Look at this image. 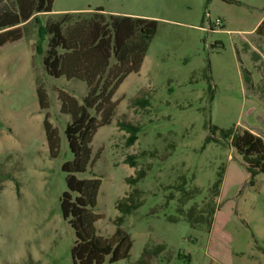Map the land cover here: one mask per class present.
Listing matches in <instances>:
<instances>
[{
    "label": "rangeland",
    "instance_id": "374dc122",
    "mask_svg": "<svg viewBox=\"0 0 264 264\" xmlns=\"http://www.w3.org/2000/svg\"><path fill=\"white\" fill-rule=\"evenodd\" d=\"M99 6L158 21L140 71L114 95L112 123L91 143L93 171L102 181L96 228L105 237L116 230V202L131 188L127 178L143 166L132 167L127 156L151 152L144 160L150 169L137 184L143 204L122 226L133 240L129 257L103 264H136L145 248V264H264V173L252 175L227 142L202 149L214 125L264 137V37L255 32L264 0H55L53 12ZM35 41L22 38L0 48V264H73L76 236L61 209L68 189L63 165L73 159L65 134L70 116L61 111L59 94L82 102L87 85L47 74ZM38 79L47 109L39 103ZM142 97L146 107L135 103ZM47 114L57 130L56 156ZM119 121L140 125L132 146ZM222 171L211 227L193 226L177 210L180 192L169 186L186 176L188 188L203 189L201 200Z\"/></svg>",
    "mask_w": 264,
    "mask_h": 264
},
{
    "label": "trees",
    "instance_id": "16d2710c",
    "mask_svg": "<svg viewBox=\"0 0 264 264\" xmlns=\"http://www.w3.org/2000/svg\"><path fill=\"white\" fill-rule=\"evenodd\" d=\"M55 0H0V48L22 38L35 39L34 50L42 55L44 69L53 77L78 79L86 83L87 94L80 102L73 94L61 90V111L70 116L65 134L73 159L63 165L67 173V190L61 197V209L65 220L75 232L72 247L73 264H103L129 257L133 240L122 226L127 216L143 204L144 191L137 187L146 177L150 164L144 160L151 152L130 154L126 163L132 167L143 166L135 175L127 178L130 191L116 202L120 214L115 217L116 230L105 237L98 234L96 223L101 218L96 212L101 179L93 171L96 158L91 143L97 130L112 123L116 114L114 100L120 85L131 73H138L157 32L155 19L106 12L102 6L94 10L52 13ZM41 15H47L43 21ZM33 21V22H32ZM35 23L36 25L34 26ZM264 37V20L255 31ZM238 54V52H237ZM239 56V54H238ZM250 74L249 70H245ZM37 93L41 107H49L47 93L41 79L37 80ZM136 104L146 107L147 98H137ZM128 132L127 145L132 146L139 138L140 125L119 121ZM44 126L53 156L57 155V130L47 114ZM220 131V137L214 135ZM229 143L244 161L252 175L264 173V137L250 129L236 131L234 127H211L202 149L209 143ZM77 174H86L79 177ZM194 179V177H193ZM223 171L201 200L203 189L197 185L188 188L187 177L178 184L170 185L180 192L177 210L193 226L205 222L210 228L215 213V198L220 193ZM176 198L172 192L169 196ZM191 202L186 209L185 205ZM174 220L181 219L174 216ZM150 253L145 248L136 264H145Z\"/></svg>",
    "mask_w": 264,
    "mask_h": 264
},
{
    "label": "crops",
    "instance_id": "0c3cea01",
    "mask_svg": "<svg viewBox=\"0 0 264 264\" xmlns=\"http://www.w3.org/2000/svg\"><path fill=\"white\" fill-rule=\"evenodd\" d=\"M82 9H71V10H69V9H65V10H59V11H61V12H59V13H64V12H73V11H81ZM53 11H54V8H53ZM52 11V13H54Z\"/></svg>",
    "mask_w": 264,
    "mask_h": 264
}]
</instances>
